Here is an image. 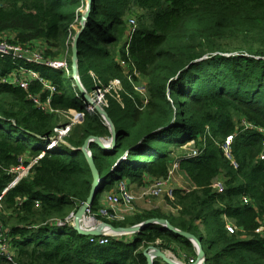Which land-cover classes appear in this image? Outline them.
I'll return each mask as SVG.
<instances>
[{"label":"trees","instance_id":"1","mask_svg":"<svg viewBox=\"0 0 264 264\" xmlns=\"http://www.w3.org/2000/svg\"><path fill=\"white\" fill-rule=\"evenodd\" d=\"M85 9L86 0H0V36L28 48L41 42L42 56L64 58L71 75L72 41ZM131 15L137 18L133 33ZM76 54L87 93L116 77L133 94L127 75L136 69L134 81H142L147 94L142 106L135 93L134 101L122 93L123 108L108 96L105 112L116 129V144L110 151L91 144L104 180L89 209L97 212L102 192L116 191L121 182L165 179L180 158L178 168L191 186L172 191L174 213L137 209L122 220L98 216L100 221L126 227L163 218L200 239L201 264H264L263 134L243 126L264 130V0H91ZM19 66L55 87L52 109L85 110L83 96L64 71L0 57V194L14 179L12 169L35 160L0 199L1 239L14 262L147 264L144 250L158 248L191 264L194 244L162 226L110 236L101 245L66 222L86 201L92 184L79 148L89 136L110 138V131L97 112L84 111L83 121L49 148L59 113L31 100L29 95L42 101L49 95L38 80H29L26 89L2 81ZM113 106L121 111L120 119ZM227 136H232L230 159L222 150ZM189 141L198 155L177 154ZM215 180L221 191L213 188ZM152 263L167 264L160 257ZM0 264L10 263L0 257Z\"/></svg>","mask_w":264,"mask_h":264},{"label":"built area","instance_id":"2","mask_svg":"<svg viewBox=\"0 0 264 264\" xmlns=\"http://www.w3.org/2000/svg\"><path fill=\"white\" fill-rule=\"evenodd\" d=\"M129 25H130V31L131 33L134 32L136 24L135 21L133 19H129ZM0 57L1 58H12V59H21L24 60L27 63H35V64H43L46 66H49L51 68L54 69H59L64 71L67 75H69V77L71 78L70 72H69V66L66 62V60L64 58L59 59V60H49V59H45L41 53H38L28 47H23L20 45H16V44H11L9 43L6 39H0ZM18 73H13L7 77H4L2 79L3 82H8L9 84H12L13 86H17L23 89L27 88L28 85V81L31 79H36L38 80L44 90H47L49 92V95L46 97L45 100H41L40 97L38 95H29L31 100L33 101V103L43 109L46 110L48 112H56V113H64L69 111V113H71L72 115V122L68 125L66 124H62V125H57L56 127H54V137H52L48 143V147L49 148H54L58 142H61L63 140V138L65 136L68 135L71 127L75 124L78 123L80 124L83 119H84V115L85 112H96L95 110V105L100 106L102 109L105 110V108H108L109 106V101H108V96L111 97L112 99H114L116 102L119 103L120 107L123 108L124 104L121 98V94L125 93L128 95V97L130 99H132L134 101V96L133 94H129L125 88H124V83L123 80L120 78H112L111 80H109L107 82V84H100L97 83V85H95L94 90L92 93H88L91 96L92 99V103L91 102H86L84 103V111H77L75 109H67L65 111H58V110H54L52 109L49 104H50V95L54 92L55 87L49 83L48 81H46L44 78H42L38 72L34 71V70H30V69H25L21 66L17 67L16 70ZM127 75V74H126ZM135 77H139L138 72L136 71V69L132 70L131 74L127 75V82L130 84V86L132 87V89L136 92L137 94V98H139L140 103L142 104V106L145 104L146 100H147V94H146V89L145 87L143 88L142 86H136L137 83L134 81ZM72 80V78H71ZM74 82V81H73ZM74 86V84H73ZM139 92V93H137ZM102 121L105 123V119L103 116H101ZM106 124V123H105ZM107 126V125H106ZM243 126H245V128H250V129H257L258 132L262 133L263 136L261 137V146L264 148V130L263 129H259L256 128L255 126H253L250 123H245L243 122ZM231 138V139H229ZM105 141L109 142L110 138L104 139ZM232 141V136H227L224 140V143L222 144V150L224 155L230 159V144ZM53 143V144H52ZM52 144V146H51ZM193 145V141H189L187 142L183 147L186 148V146H192ZM198 155V150L193 148L190 152H188L186 154L185 157H195ZM184 157V158H185ZM264 158V154L261 153L260 155V159ZM180 158L177 159V161L175 163H173L169 169L168 172V176L165 179H168L170 176H172L173 174V169L178 165ZM35 162V160H31L30 163H28L27 165L23 166L20 165L14 169H12L11 171L15 174L14 175V179L13 181L6 187L4 188V190L1 192L0 194V199H1V195L4 194V192L12 187L21 177L25 176L28 173V169L29 167ZM232 164L234 166H236L235 162L232 161ZM163 179H156L155 184H153L150 188H149V194L150 195H157L160 190H161V186L163 184ZM213 188L216 189L217 191H221L222 190V184L220 181L215 180L213 183ZM118 192V194H108L107 195V200L108 203L110 205H115V204H119L121 202H125L128 203L132 200V195L130 194L129 190H128V186L126 184V182H121L118 185V188L116 190ZM172 191L173 190H169V192L167 193L168 197L173 200V195H172ZM36 206H37V202H36ZM99 215L101 217L106 218L107 220H122L124 217H120L117 218L114 214V212L110 209H106V208H100L98 210ZM85 215H83L80 219V224L81 227L84 229H92L93 225H94V219L92 217L91 214V210L88 208L85 213ZM66 222L68 224H70L71 226L73 225V213H71L67 218H66ZM110 236H114L113 234H109L106 231H103L101 235L99 236H89V241L90 242H95L97 244H105L108 242V237ZM7 242L5 241V238L1 239V234H0V257L4 258L8 263L10 264H17L16 262H14V254L13 252H11L8 247H7Z\"/></svg>","mask_w":264,"mask_h":264},{"label":"water","instance_id":"3","mask_svg":"<svg viewBox=\"0 0 264 264\" xmlns=\"http://www.w3.org/2000/svg\"><path fill=\"white\" fill-rule=\"evenodd\" d=\"M90 3L91 0H86V9L80 18V28L77 31V33L73 37L72 41V47H71V78L74 81L75 85L78 87V91L83 96L84 100L86 102H91L92 99L91 96L84 90L82 85L80 84L79 77H78V71H77V60H76V48H77V39L79 37L80 31L83 30L86 18L88 16L89 10H90ZM202 59V58H201ZM96 112L103 116L105 119V123L110 131V141L107 142L104 139L95 137V136H89L84 140V143L79 148V151L83 154L92 175V184L91 189L89 192V195L86 199V201L73 213V225L72 228L79 234L83 236H99L102 234L103 231L113 233V235H123V234H130L134 233L138 230H140L143 226L150 225V224H156L159 226L164 227L166 230L171 231L175 234H179L187 239H189L195 246L197 254L195 260L191 264H201L204 261V251L202 247V243L200 239L195 237L194 235L180 231L176 228H174L166 219L163 218H153L146 220L140 224L133 225V226H126V227H115L110 223L107 222H100L96 227H93L92 229H84L81 227L80 219L84 215L85 211L92 206L94 196L96 193L102 191L101 182L104 180V178H100V175L94 165L93 161V155L91 151V144H95L99 148H101L104 151H110L114 148L116 144V138L117 133L116 129L108 117L107 113L104 109H102L100 106L95 105ZM123 158H120L119 160H123ZM118 160V161H119ZM144 256L147 260V264H153V258L154 257H160L165 263L167 264H180L178 262L173 261L170 257H168L167 254L162 252L158 248H149L144 250Z\"/></svg>","mask_w":264,"mask_h":264},{"label":"rangeland","instance_id":"4","mask_svg":"<svg viewBox=\"0 0 264 264\" xmlns=\"http://www.w3.org/2000/svg\"><path fill=\"white\" fill-rule=\"evenodd\" d=\"M136 12L138 14L140 13V11H136ZM128 18L133 19L134 21L137 20L135 15H131ZM135 24H136V22H135ZM3 38H4V36H0V39H3ZM44 47H45V45L42 44L41 42H35L30 49H32L38 53H42ZM81 70H82L83 77L86 78V80L88 82L89 90H90V92H92V86H91V83L89 81V77L87 75V66L83 65ZM72 86H73V84H72ZM136 86H142L143 88L145 87V85L143 84L142 81L137 82ZM126 91H128V90H126ZM135 91H134V93L136 94ZM134 93H133V95H134ZM137 93H139V92H137ZM112 109H113V112H114L116 118L120 119L121 118V111L118 110L117 107H115V106H113ZM57 122H58V125L70 124L72 122L71 113H69V111L64 112V113H60L58 115ZM75 124H78V123H75ZM14 134L16 136L18 135L17 132ZM191 149H192V146H186V148L183 146L178 147V149L176 150V153L177 154H184V153L187 154L188 152L191 151ZM176 161H177V159L173 163H175ZM155 182H156V179L146 177V180L142 185L128 184L127 185L128 190L133 197L132 200L128 203L121 202L119 204L110 205L108 203V200H107V195L110 193L117 195L118 192L117 191L104 192V193L102 192V194L100 195L101 197L99 198V205L102 208L112 210L117 218H120V217L125 218V217L133 214L137 209L143 210V209L158 208L164 213H174L175 211L171 205V199L168 197L167 193L169 192V190H174L176 187L177 188H180V187L181 188L182 187L189 188L191 186L189 181L186 179L185 175L179 170L178 165H177L173 169L172 176H170L168 179H163V181H162L163 184L161 186L160 192L157 195H150L149 194V188L153 184H155ZM91 214H92V217L94 219L93 227H96L101 222L100 219L98 218V216H100L99 212H98V210L95 213L91 211ZM110 220H112V219H110ZM108 233L113 234L110 232H108ZM167 255L173 261L178 262L180 264H183L177 258H175V256L173 257L170 253H168Z\"/></svg>","mask_w":264,"mask_h":264},{"label":"bare ground","instance_id":"5","mask_svg":"<svg viewBox=\"0 0 264 264\" xmlns=\"http://www.w3.org/2000/svg\"><path fill=\"white\" fill-rule=\"evenodd\" d=\"M53 144V143H52ZM52 144H51V146H52Z\"/></svg>","mask_w":264,"mask_h":264},{"label":"snow or ice","instance_id":"6","mask_svg":"<svg viewBox=\"0 0 264 264\" xmlns=\"http://www.w3.org/2000/svg\"><path fill=\"white\" fill-rule=\"evenodd\" d=\"M229 139H231V138H229Z\"/></svg>","mask_w":264,"mask_h":264},{"label":"crops","instance_id":"7","mask_svg":"<svg viewBox=\"0 0 264 264\" xmlns=\"http://www.w3.org/2000/svg\"><path fill=\"white\" fill-rule=\"evenodd\" d=\"M104 193V192H103Z\"/></svg>","mask_w":264,"mask_h":264}]
</instances>
